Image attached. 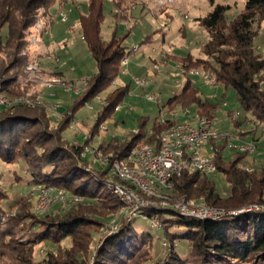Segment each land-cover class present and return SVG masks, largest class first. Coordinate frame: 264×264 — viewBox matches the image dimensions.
<instances>
[{
    "label": "trees",
    "instance_id": "1",
    "mask_svg": "<svg viewBox=\"0 0 264 264\" xmlns=\"http://www.w3.org/2000/svg\"><path fill=\"white\" fill-rule=\"evenodd\" d=\"M55 3L56 0H0V77L3 80L0 91L6 92L8 96L24 93L18 80L22 69L33 61L25 32L34 25L40 9L45 10L47 20L51 22L50 9ZM103 5L104 0H89L87 12L79 18L82 38L97 71L87 82L85 92L72 111L75 116V112L85 106L86 102L100 95L104 105L97 113L94 125L98 133L101 123L110 120L116 107L131 92L130 85L112 88L122 75L123 60L129 59L134 52L127 44L130 33L118 37L115 32L110 42L103 39ZM229 10L230 6L214 5L213 11L198 19L209 36V40L201 46L202 58H194L189 54L176 60L186 71L206 70L215 76L218 84L225 90L229 87L235 90L245 115L240 114V118H235L232 112H228L229 120L235 127L237 138L255 142L259 139L258 130L264 133V58L256 53L254 46L258 33L256 26L260 27L264 22V0H245V10L232 21L228 19ZM23 52L26 54L20 57ZM6 58H10L9 64L5 63ZM17 68V75L9 77L10 72ZM57 74L62 75L58 72ZM186 78L181 89L165 102L158 103V106L167 112L191 108L195 118L215 120L222 109L220 101L204 98L192 79ZM34 111L47 115L45 110L32 109L21 104L10 110L0 111V159L13 162L18 154L17 150L23 149L25 165L28 167L26 169L24 166V172L28 171L31 181L45 188L61 189L66 195L83 198L82 202L70 210L51 216L49 212L39 215L33 206L38 217L50 219L38 223L37 226L43 225L44 230L30 239L31 245L36 244L39 239L51 240L54 244L65 239L71 241L69 250L57 256L47 255L42 263L90 264L87 262L88 256L92 253V244L98 239L90 228L100 227V236L103 237L98 240H103L93 264H138L135 261L139 257L140 247L151 245L152 252L155 241L152 234L140 233L134 226L135 219L141 217L150 221L152 226L157 223L158 226L153 227L163 232L161 257L156 260L151 254L153 262L150 264H264V209L221 216L216 220H200L183 216L173 207L180 201H203L226 212L258 205L264 207V166L255 164L257 162L254 163L249 158V153L233 149L231 158L226 159L224 151L228 148V142H213L217 166L215 174L183 171L180 176L173 177V186L170 189H161V193L167 197V206H149L142 209L138 216L132 217L125 214L123 204L107 188V181L116 179L111 175L109 167L99 168L94 156L82 158L84 148L81 146L76 147L62 138L61 143H58L60 138L57 133L47 130L45 127L48 124ZM156 118L150 125L154 131L152 136L147 135L148 120L143 118L139 127L142 132L124 141L111 136L95 147L97 153L110 160L123 159L133 147L153 142L173 124L168 122L163 125ZM47 119L51 129L52 120L48 115ZM246 124L248 127L244 130L242 127ZM37 126H40L38 130H29ZM56 130L61 134L65 132L59 131V128ZM26 133H31V139L23 138ZM30 151H36V159L30 158ZM94 162H97L96 171L89 172L84 169L85 165L94 167ZM216 174H220L229 186L224 193L216 187ZM3 201L4 198L0 197V217L9 212ZM27 217L30 216L21 214L20 210L14 221L20 224ZM115 218L119 220L118 230L111 235H103L106 223ZM17 232L16 228L14 233ZM5 235L12 238L13 232L8 230ZM181 243L189 246L188 260L191 261L187 262L182 258L178 248ZM23 254L26 255L25 252Z\"/></svg>",
    "mask_w": 264,
    "mask_h": 264
},
{
    "label": "rangeland",
    "instance_id": "2",
    "mask_svg": "<svg viewBox=\"0 0 264 264\" xmlns=\"http://www.w3.org/2000/svg\"><path fill=\"white\" fill-rule=\"evenodd\" d=\"M160 1L104 0L105 19L101 27L103 39L106 42H110L115 32L118 37H123L130 33L127 38V44L132 48L134 46L138 47L129 57L128 65L124 67L128 71V75H120L113 84L112 89L119 87V85H130L131 92L121 103V110L116 111L109 118L110 120L106 121L108 131L103 132L99 128L98 133L97 129L94 128L97 121V113L104 105L99 104L95 99L86 102L85 106L75 112V116L72 113L82 97V93L86 90L85 83H81L80 79L83 77L91 78L97 71L87 44L82 38L79 25L80 15L87 12L89 0H56L55 5L50 9L52 14L50 32L42 39L43 46H49V43H51L53 48L49 53L43 52V48L40 47V49L38 48L39 46L29 48V52L32 53L33 57L32 62H39L46 75L60 79L62 83H57L51 89L44 90V93H37L38 88L36 89L35 84L26 82L27 74L24 68L18 80L19 85L24 89V93L19 96H8L6 92L1 91V94L10 99L7 101L12 102L14 100L11 99L25 98L27 94L35 93L34 96L29 97L32 104L23 106L32 109L40 108L46 111L52 120L53 127L51 129L46 114L40 111H34V113L44 119L46 125L48 124L49 129L45 125L47 130H50L53 134L57 133L60 138L58 143H61L62 138L67 143L72 142L74 146L83 148L86 146L98 147L103 140L110 138L112 135L124 141L130 136L142 132L139 127L140 120L143 118L148 120L147 127L151 129L150 125L156 117L160 121L164 115L167 114L169 116L171 113L161 110V107L158 106V101H160L159 103L165 102L173 94L177 93L186 81V77H188L182 73L176 59L185 58L189 53L199 57V48L209 40L207 30L198 22V19L213 11L214 5L230 6L228 12L230 21L237 18L245 10V0H174L173 3L167 5H160ZM116 3H118L117 6ZM256 29L258 33L254 40L255 50L261 58H264V22L261 23L260 27L257 25ZM23 54L21 53L20 57ZM171 55L176 58L170 57ZM10 61V58L5 59L7 64ZM17 72L18 68L11 71L9 77L17 75ZM57 72L62 73V75L57 74ZM133 76L142 79L144 84L138 85L133 82ZM262 77L264 79V75ZM0 81L2 89L3 80L1 77ZM197 82V86L203 96H205L204 98H211L210 100H212L217 94L216 89L211 85H207L201 78L197 79ZM63 85L67 87L72 85L71 87L73 88L68 90ZM74 88L84 91L76 94L73 90ZM223 92V95L219 92L218 101H220L221 105L226 102L227 107H222L218 112L215 119L217 127L225 133L232 134L236 144L251 141L249 139L241 140L236 137L237 132L228 117V112H232L235 118H240V114L242 116L245 115L241 110L235 90L229 87ZM38 95L42 100H40L39 104L32 106ZM148 96H152L155 100H149ZM17 105H12L8 108L2 106V110H10ZM88 105L93 108L90 109ZM237 113H239V116L236 115ZM66 122L67 124L65 125ZM247 127L248 125L246 124L242 128L245 130ZM39 128L40 126H37L29 130L36 131ZM57 128H59V131L64 130L65 132L63 134L58 133ZM257 135H259V139L255 141L256 143L254 142L257 145V150L255 153L249 154V158L254 160V163L257 162L255 164H259L258 166H264V133L262 134V130H258ZM27 137L31 139V133H26L25 137L23 136L26 139ZM47 145L50 144L48 143ZM232 150L228 145V148L224 151L226 159L231 158ZM17 152L18 154L13 162L0 159V197L4 198L3 205L9 210L8 213L0 217V264H44L41 261L47 255L57 256L61 252L69 250L71 241L70 239H65L54 244L51 240L39 239L36 244H32L33 246L30 244V239L44 230L43 225L37 226L38 223L50 218L38 217L35 210H33L34 206L38 211V194L39 190L43 189L44 186L36 185L34 181H31L28 171L24 172L25 167L28 169L27 165H25L26 160L23 157L24 151L22 149L17 150ZM30 153L32 160L37 158L36 151H30ZM92 165L94 167L85 165L84 169L89 172L91 170L96 171L97 169L95 168L97 166L95 165H97V162L92 163ZM214 178L218 191L224 193L225 190L229 189L220 174H216ZM110 194L115 196L111 192ZM24 196L26 197L22 198ZM29 197L32 199H29ZM72 198V196L66 195V200H71ZM22 203L25 205H22ZM84 204H87V202ZM64 207H66L65 204H55L50 206L47 212L50 213V216L57 215L66 211ZM20 210L21 214L30 217H27L25 222L19 224L14 219ZM38 212L39 215L47 213ZM112 220L114 219H110L105 226L111 225ZM134 226L140 233L147 234L149 232L154 236L155 240L152 252L151 245L149 247L140 245L139 257L135 262L138 264H143V262L144 264H150V262H153L152 256L158 260L163 251V232L154 228L150 221L141 217L135 219ZM16 228L18 232L14 233ZM8 230L13 232L12 238L6 237L5 233ZM90 230L93 231L98 239L103 237L102 235L100 236V227H93ZM113 233L110 229L109 231L106 228L103 230V235H111ZM98 239L92 244V253L88 256L87 262L90 264L94 263L97 251L101 249L103 239L101 241ZM178 248L184 261H191V259L188 260L190 258L189 246L181 243ZM23 252L26 253L25 256ZM17 255L21 257L18 258Z\"/></svg>",
    "mask_w": 264,
    "mask_h": 264
},
{
    "label": "built area",
    "instance_id": "3",
    "mask_svg": "<svg viewBox=\"0 0 264 264\" xmlns=\"http://www.w3.org/2000/svg\"><path fill=\"white\" fill-rule=\"evenodd\" d=\"M174 0H161L160 5L173 3ZM44 9H40L34 25L25 32L26 40L29 47L42 46V38L50 32V21L47 20ZM134 51L136 48H133ZM23 56L26 54L23 52ZM129 59L123 60L124 67L128 65ZM182 73L191 79L201 78L207 85L218 86V82L211 73L203 69H193L186 71L179 64ZM27 81L34 83L37 93L51 89L57 83L61 84V80L51 78L40 66L39 62L29 63L25 67ZM122 75H128L126 69L122 70ZM152 75V74H150ZM90 77L80 79L81 83H86ZM132 81L138 85H143L144 81L137 77H132ZM0 81V90H1ZM72 86V85H71ZM64 86L70 90L73 87ZM35 89V90H36ZM34 90V91H35ZM76 94L83 92L77 88L73 89ZM0 91V111L2 106L8 108L17 104H29V97L34 94H27L25 98H6ZM149 100H155L152 96H148ZM211 99V98H209ZM41 97H36V101L32 106L40 103ZM95 100L103 105L104 101L100 95ZM160 101H158L159 103ZM222 107H227V103L223 102ZM90 109L93 107L88 105ZM121 110V105L116 107V111ZM236 115L239 116V113ZM161 124L167 125L172 122L158 137L151 143H143L133 147L128 155L123 159L110 158L97 153L94 146H86L83 149L82 158L94 156L97 160L99 168L105 169L109 167L111 175L116 178L113 181H107V188L117 197L124 206L125 214L128 216H138L142 209L149 206H167V197L161 193L162 188L170 189L173 186L172 179L174 176H180L183 171L198 172L204 175H212L217 171L215 164V149L213 142L227 141L231 149L249 154L255 153L257 145L253 141L242 142L236 144L233 135L221 131L217 127L214 119L195 118L191 108L179 109L170 113L169 116L164 115ZM101 131H108L106 121L100 126ZM138 133V131H136ZM153 129H149L147 135L152 136ZM113 136V135H112ZM77 147V146H76ZM111 161V162H110ZM71 200H66V194L63 190L55 188H41L38 194L37 209L41 213L49 210L50 206L55 204H65L64 209L70 210L76 204L83 201L82 197L72 196ZM181 215L196 218L200 220H216L225 214L223 209L213 208L205 202H186L180 201L173 205ZM264 209L262 205L252 207V210ZM153 226L157 227L155 223ZM110 231H117L116 226Z\"/></svg>",
    "mask_w": 264,
    "mask_h": 264
},
{
    "label": "crops",
    "instance_id": "4",
    "mask_svg": "<svg viewBox=\"0 0 264 264\" xmlns=\"http://www.w3.org/2000/svg\"><path fill=\"white\" fill-rule=\"evenodd\" d=\"M166 13H168V12H166ZM49 23H50V28H51L52 23H51V22H49ZM43 37H44V36H43ZM42 39H43V38H42ZM41 48H43V49H42V50H44L43 52H45V53H49V51L53 48V44L49 43V46H46V47L42 45ZM41 48H40V49H41ZM134 48H136V50L138 49V47H135V46H134ZM136 50H135V51H136ZM199 53H200V56H199V57L202 58V57H203V54H202V49H201V47L199 48ZM189 54H191V53H189ZM189 54H188V55H189ZM191 55H192L194 58H199V57H197V56H195V55H193V54H191ZM170 57H173V55H171ZM170 57H169V58H170ZM174 57H175V56H174ZM174 57H173V58H174ZM175 58H176V57H175ZM58 71H59V70H58ZM197 79H199V78L197 77V78H193V79H192V81L194 82V84H195L196 86L198 85ZM212 87H214V88L216 89V91H217V94L215 95V97H214L212 100H214V99L219 100V98H218V97H219V95H218L219 92H221V95H223V94H224L223 91H224L225 89H224V88L222 89V87L220 88V85H218V86H212ZM220 90H221V91H220ZM225 91H226V90H225ZM44 92H45V91H44ZM44 92H43V93H44ZM42 95H43V94H42ZM173 95H174V94H173ZM173 95H172V96H173ZM172 96H171V97H172ZM119 111H120V110H119Z\"/></svg>",
    "mask_w": 264,
    "mask_h": 264
},
{
    "label": "water",
    "instance_id": "5",
    "mask_svg": "<svg viewBox=\"0 0 264 264\" xmlns=\"http://www.w3.org/2000/svg\"><path fill=\"white\" fill-rule=\"evenodd\" d=\"M251 210H252V207L247 208V209H243V210H240V211H233V212H226L225 211V214L223 216L236 215V214H240V213H242L244 211H251ZM115 226H116V229L118 230V228H119V220L117 218H115L114 220H112L111 225H107L106 226V230L109 231V229H111L112 227H115Z\"/></svg>",
    "mask_w": 264,
    "mask_h": 264
}]
</instances>
